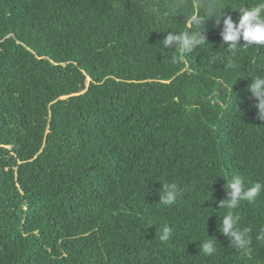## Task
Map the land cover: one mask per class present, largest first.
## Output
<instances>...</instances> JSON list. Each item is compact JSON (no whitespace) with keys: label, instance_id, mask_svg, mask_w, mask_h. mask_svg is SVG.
<instances>
[{"label":"trees","instance_id":"obj_1","mask_svg":"<svg viewBox=\"0 0 264 264\" xmlns=\"http://www.w3.org/2000/svg\"><path fill=\"white\" fill-rule=\"evenodd\" d=\"M196 2L0 0V264H264V190L219 206L232 176L264 184V46L230 66L210 17L206 44L164 48ZM223 2L238 20L258 0ZM228 211L250 252L220 232Z\"/></svg>","mask_w":264,"mask_h":264},{"label":"clouds","instance_id":"obj_2","mask_svg":"<svg viewBox=\"0 0 264 264\" xmlns=\"http://www.w3.org/2000/svg\"><path fill=\"white\" fill-rule=\"evenodd\" d=\"M195 7L197 12L188 19L189 26H195L194 31L168 32L162 40L164 48H179L181 54L189 53L205 42V22L210 18H215L216 26L221 25L220 36L222 44L227 45L226 51L230 53L228 64L233 65L232 57L241 47L264 46V0H258L251 6L236 4L235 10L239 11L238 20H233L230 15L224 13L226 8L223 0H197ZM203 8L201 15L199 9ZM205 16L207 19H205ZM203 27V31L200 29ZM243 41V46L239 42ZM250 98H254L257 103L258 118L264 120V75L254 77L248 84ZM264 190V184L255 183L249 188L244 187V180L241 176H232L227 184L226 199L219 202V206L227 209H236L241 201H253ZM163 196L159 201L164 205H171L175 202L179 187L174 182L165 183L162 188ZM240 216L228 211L221 219L220 232L231 240V243L238 249L250 252L251 238L246 230H242L238 225ZM172 235V230L168 226L162 228L161 241H168ZM257 239L264 240V229L261 230ZM215 240H207L202 244V251L205 255H212L216 252Z\"/></svg>","mask_w":264,"mask_h":264}]
</instances>
